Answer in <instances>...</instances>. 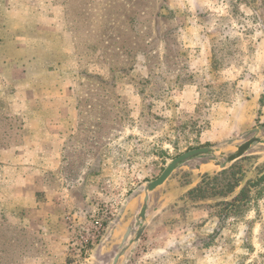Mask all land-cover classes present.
<instances>
[{
    "label": "rangeland",
    "instance_id": "1",
    "mask_svg": "<svg viewBox=\"0 0 264 264\" xmlns=\"http://www.w3.org/2000/svg\"><path fill=\"white\" fill-rule=\"evenodd\" d=\"M0 42V146L53 105L61 118L73 105L77 125L49 145L70 191L59 234L0 217L8 264H113L127 227L125 245L136 235V192L201 146L219 152L180 166L151 194L147 227L119 264H264V195L231 214L226 206L264 172V0H0ZM207 176L217 179L203 184ZM228 183L240 185L222 192ZM200 185L205 193L192 191ZM68 216L78 229L105 223L86 253Z\"/></svg>",
    "mask_w": 264,
    "mask_h": 264
},
{
    "label": "crops",
    "instance_id": "2",
    "mask_svg": "<svg viewBox=\"0 0 264 264\" xmlns=\"http://www.w3.org/2000/svg\"><path fill=\"white\" fill-rule=\"evenodd\" d=\"M196 30L194 24L185 28L187 47L190 46L187 43L191 39L189 33ZM2 45L0 42V47ZM4 60H1L2 65H6ZM3 76L0 72V78ZM65 90L66 93L71 91L69 87L62 92ZM184 93L193 94L191 91ZM70 108L62 118L56 115L58 110L53 105L46 108L47 112H52L46 119H40L41 115L39 119H25L23 126L30 130L20 141L0 146V217L38 233L54 232V237L61 228L60 213L71 201L69 188L63 181L62 155L49 145L63 143L73 133L72 129H76L73 105ZM40 111L39 108L32 110L35 114ZM40 259L32 264H42Z\"/></svg>",
    "mask_w": 264,
    "mask_h": 264
},
{
    "label": "water",
    "instance_id": "3",
    "mask_svg": "<svg viewBox=\"0 0 264 264\" xmlns=\"http://www.w3.org/2000/svg\"><path fill=\"white\" fill-rule=\"evenodd\" d=\"M259 141L260 138L256 136L248 139L247 141L239 145L234 153H231L226 157V163H230L239 159L251 148L253 144ZM217 152H219V149L210 146H201V147H195L189 149L188 151H185L180 155L171 159L168 162L165 169L163 170V172L156 179L148 181L145 184H143V186L136 192V195H141V194L144 195L143 204L141 206L139 213L136 215V227H137L136 235L133 239H131L128 245H125L126 241L129 239L130 235L133 232V227L128 226L120 243L121 250L114 256L113 264H119L120 258L126 253L128 248L133 243L137 242L141 238L144 230L146 229L148 224L147 213L149 210V202H150L151 194L157 188L162 186L169 179L172 173L180 166L186 164L191 160L200 159L204 157H213L216 155ZM129 203L130 202L124 205L122 213L126 210Z\"/></svg>",
    "mask_w": 264,
    "mask_h": 264
},
{
    "label": "trees",
    "instance_id": "4",
    "mask_svg": "<svg viewBox=\"0 0 264 264\" xmlns=\"http://www.w3.org/2000/svg\"><path fill=\"white\" fill-rule=\"evenodd\" d=\"M213 50V67L214 68H220L223 66L222 59L218 57L217 50L215 46H212ZM225 173V172H224ZM217 179V176L210 177L207 176L203 179V184H209L212 180ZM226 191L227 193H232L235 191L236 187H238L239 183H228ZM252 188H256V195H252ZM192 191L201 192V194L206 192V189L203 185H200ZM264 195V172L255 180H249L247 183L240 189V191L237 193L236 196L233 197L231 201H227L226 206L228 208V213H233L235 210L239 209L240 207L246 208L248 207L253 201H256ZM259 213V211H258ZM0 237H2V233L0 231ZM14 256L12 253L9 255H6L5 251L3 249H0V264H8L7 262H13ZM257 264V263H252Z\"/></svg>",
    "mask_w": 264,
    "mask_h": 264
},
{
    "label": "built area",
    "instance_id": "5",
    "mask_svg": "<svg viewBox=\"0 0 264 264\" xmlns=\"http://www.w3.org/2000/svg\"><path fill=\"white\" fill-rule=\"evenodd\" d=\"M68 228L72 233L71 241L76 245L75 249L79 254L86 253L90 246L94 245L103 235L105 231V223L99 217H94L91 227L88 229H78L71 216L67 217Z\"/></svg>",
    "mask_w": 264,
    "mask_h": 264
}]
</instances>
